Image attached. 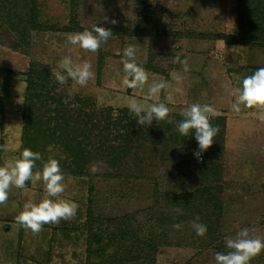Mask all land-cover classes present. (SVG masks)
<instances>
[{
	"label": "rangeland",
	"instance_id": "rangeland-1",
	"mask_svg": "<svg viewBox=\"0 0 264 264\" xmlns=\"http://www.w3.org/2000/svg\"><path fill=\"white\" fill-rule=\"evenodd\" d=\"M42 2L41 20L57 29L34 32L30 55L13 48L15 38L10 33L0 40V106L6 70L14 72L9 80V96L0 115L3 123L0 137L7 148L3 152L4 162L15 159L20 153L26 93L23 73L28 71L31 61L47 65L50 71L65 57H71L76 63H91L94 78L84 87L71 78L60 84L52 75L67 108L71 103L74 108L78 96L93 98L100 108L116 109L127 107L130 100L143 103L147 94V87L133 91L122 86L125 76L122 58L124 49L133 45L137 49V62L147 63L149 37L111 36L97 52H88L68 42V35L76 32L58 29L69 24V0ZM153 5L161 13L159 26L185 35L162 36L154 40L157 56L153 65L159 71L146 70L150 74L149 82L167 81L168 88L161 91L159 101L147 103L165 102L173 114H180L183 107L192 103H207L213 105L219 115L226 116L221 157L224 188L221 232L224 242L235 238L244 228L250 230V235L264 240V122L252 115L259 112L257 108L241 106L238 114L230 109L236 99L233 89L242 88L246 76L264 67V46H234L201 36L237 33L236 0H155ZM78 18L81 26L89 30L98 22L104 27L111 25V20L116 21L112 25L133 28L137 22V8L134 0H80ZM101 60L102 67L99 66ZM185 60L187 71L184 70ZM168 96L171 101L167 100ZM92 138L94 142L97 139L96 136ZM196 150L198 143L193 159L200 164L194 155ZM49 153L65 156L55 146ZM131 154L134 155L127 159L129 164L126 163L124 170L130 177L122 179L105 176L113 169L98 159L89 164L88 171L92 165L99 169L93 179V209L101 217H120L151 206L154 200L152 179L166 176L170 169V162L163 161L160 154L155 155L148 148L138 152L133 149ZM63 183L62 198L77 203V213L58 224L43 225L39 233L25 229L15 217L26 202L38 203L42 199L43 182L33 184L29 181L23 189L10 188L6 204L0 205V264H87V235L83 224L90 180L88 176L64 175ZM252 229L256 231L252 233ZM157 264H216L215 251L209 248L198 252L182 245L165 246L157 255Z\"/></svg>",
	"mask_w": 264,
	"mask_h": 264
},
{
	"label": "trees",
	"instance_id": "trees-1",
	"mask_svg": "<svg viewBox=\"0 0 264 264\" xmlns=\"http://www.w3.org/2000/svg\"><path fill=\"white\" fill-rule=\"evenodd\" d=\"M79 1L69 0V24L58 29L68 32L85 30L78 18ZM134 3L137 8L135 27L112 24L105 27L117 38L149 37V60L139 64L146 70L159 71L153 65L157 56L154 40L185 34L159 26L161 13L152 0H134ZM236 5L235 35L215 33L201 36L234 46H264V0H236ZM42 7V0H0V40L10 33L15 38L13 48L30 55L34 32L57 29L41 20ZM99 66H103L102 60ZM11 73L14 72L6 70L0 115L9 96ZM23 76L26 93L19 155L24 148H30L41 153L46 161L50 156L49 149L55 146L65 155L64 158L51 155L59 160L64 175L89 177L88 206L83 224L87 235V264H157L160 249L171 245L191 247L198 252L210 248L215 254L228 251L221 232L224 190L221 157L226 116L210 119L219 131L212 146L203 153L201 163L197 164L193 159L198 143L195 133L193 131L187 137L179 134L176 122L183 119L179 113H169L171 124L164 120L154 121L149 127L140 126L127 107L100 108L91 97L78 96L74 108L72 103L67 108L59 86L45 64L31 61ZM93 136L97 137L95 142ZM4 147L5 141L0 137V165L4 164ZM147 148L171 164L166 176L152 179L153 204L145 210L120 217L99 216L93 209L96 174L88 171L89 164L98 159L113 169L105 176L130 177L124 170L126 163L129 164L127 159L135 154L131 151ZM36 170H42L41 161L36 162L34 172ZM197 217V222L207 226L204 236H198L191 227ZM176 223L182 225L180 230L173 228ZM250 264H264V251L253 257Z\"/></svg>",
	"mask_w": 264,
	"mask_h": 264
},
{
	"label": "clouds",
	"instance_id": "clouds-1",
	"mask_svg": "<svg viewBox=\"0 0 264 264\" xmlns=\"http://www.w3.org/2000/svg\"><path fill=\"white\" fill-rule=\"evenodd\" d=\"M152 2L155 3V0ZM110 22L116 23L115 20ZM112 35L113 32L109 28L101 26L98 22L92 25L91 30L85 29L69 34L67 40L73 46L95 53ZM136 52L137 49L133 45L126 47L123 51L122 64L125 76L122 79V86L133 91L147 87V94L143 103L130 100L126 105L129 112L136 117V122L140 126L149 127L154 121L158 123L164 120L170 124L173 123L169 119L170 109L165 102L147 103L149 100L159 101L161 91L168 88L167 81L153 80L150 83V74L137 62ZM183 64L184 70L187 71V61H183ZM51 74L60 84L66 83L71 78L81 87L87 86L88 82L94 78L90 62L76 63L71 57H65L57 68H52ZM233 94L236 99L230 106L231 111L238 114L241 112V106L249 109L257 108L259 112H254L252 115L264 122V67L246 76L242 81V88L233 89ZM167 100L171 101V97L168 96ZM180 115L183 119L176 122V129L180 135L186 137L194 131L198 142V150L194 155L198 160H202L203 153L212 146L219 131L210 122V119L218 116L219 112L213 105L192 103L183 107ZM3 150L7 151V148ZM37 161H41L42 170L34 172ZM98 170L96 165L90 168L93 174ZM29 181L33 184L42 181L45 186L44 195L38 203L28 201L23 205V210L15 217L18 224L25 229H30L33 233H39L45 224H58L61 220H68L76 215L78 204L62 198L65 185L59 160L50 155L44 161L41 153L30 148H24L18 157L6 160L3 165H0V205L6 204L8 192L12 186L23 189ZM198 220L199 217L193 220L191 227L198 236H204L207 226L197 222ZM173 228L180 230L182 225L176 223ZM255 231V229L251 230L252 233ZM225 243L228 251L215 254L216 264H250L253 257L264 251V240L250 235L248 228L240 230L235 238L226 239Z\"/></svg>",
	"mask_w": 264,
	"mask_h": 264
},
{
	"label": "built area",
	"instance_id": "built-area-1",
	"mask_svg": "<svg viewBox=\"0 0 264 264\" xmlns=\"http://www.w3.org/2000/svg\"><path fill=\"white\" fill-rule=\"evenodd\" d=\"M196 159H197V158H196ZM202 159H203V158H202ZM197 161H198V162H201L202 160H198V159H197Z\"/></svg>",
	"mask_w": 264,
	"mask_h": 264
}]
</instances>
